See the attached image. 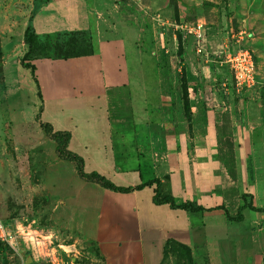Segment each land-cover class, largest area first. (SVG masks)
Instances as JSON below:
<instances>
[{
    "label": "rangeland",
    "instance_id": "obj_1",
    "mask_svg": "<svg viewBox=\"0 0 264 264\" xmlns=\"http://www.w3.org/2000/svg\"><path fill=\"white\" fill-rule=\"evenodd\" d=\"M198 22L206 28L203 49L212 62L194 55L195 40L182 30ZM22 27L34 39L28 62L51 61L34 65L39 91L20 64ZM4 33L15 43L9 42L5 56L0 51V223L11 236L9 243L0 241V264L105 259L98 240L83 232L86 225L92 230L99 204L116 200L58 157L39 121L55 124L56 131L62 128L56 123L68 132L77 125L78 141L89 128L77 118L102 119L104 112L117 171L138 172L144 181L157 177L167 194H176L175 202L186 197L219 204L232 216L242 194L246 206L251 202L246 192L255 175L257 202L264 203V0H0ZM15 45V54L9 53ZM89 46L91 56L69 58ZM226 48L251 52V89H237L223 57L216 56ZM107 71L113 84L105 92ZM66 92L80 104L72 102V110L58 117L57 102ZM93 126L95 133L103 131ZM98 144L107 141L95 142V153ZM115 224L104 223V231L113 235ZM233 227L239 225L231 221ZM93 228L98 235L100 228ZM248 238L222 245L229 264H258L264 230L254 242ZM157 264L211 263L198 245L168 239Z\"/></svg>",
    "mask_w": 264,
    "mask_h": 264
},
{
    "label": "crops",
    "instance_id": "obj_2",
    "mask_svg": "<svg viewBox=\"0 0 264 264\" xmlns=\"http://www.w3.org/2000/svg\"><path fill=\"white\" fill-rule=\"evenodd\" d=\"M23 27L21 28V31L19 30V42L23 40ZM10 31L12 32V29ZM9 42L15 43L14 40L12 41L9 38L6 40L5 33L3 35H0V51L2 53V56H5L8 53V51L5 52V49ZM21 44V46L19 45V49L21 50L19 52L20 57H22L26 52L25 45H23V42ZM16 46L18 45H15L13 47V50L11 48L12 51L10 50L9 53H13ZM73 60L75 61L76 59ZM48 62L51 61L43 60L40 63L34 61V65H42ZM112 81L113 78L107 71L105 76V92L110 86H112ZM62 97L63 99L61 98V100L57 102L60 109V112L57 113L58 117L63 116L66 110H72V102L80 104L79 101L68 92H66V95ZM43 105L45 107V103H43ZM86 106L91 107L92 105L90 104ZM149 108L151 109V107ZM153 111V115L150 110L149 114L151 118L153 116L155 119H157V111ZM43 114L44 111L42 106L41 115ZM104 116L105 113L103 112V117H101L102 119L85 118L83 120L77 118L79 125H82L84 127L88 125L87 128H89V130H86L87 134H83V137L81 139L79 138V140L77 141V136L75 134L78 133V126L73 125L74 130L68 128V130H70L68 150L75 154L77 153L84 158L83 170L85 173L93 171L98 172L99 174L104 175L106 178L110 179L115 185L121 187H131L141 184V182H143L144 180L142 176L139 177L140 173L133 171H117V169L115 168V164L113 161V152L111 146L109 145L112 139L111 125L109 119L107 121L104 120ZM145 116L146 115L144 114V117ZM56 124L62 126V128H59L61 130L58 131L68 132L67 130H65V128L67 127H64L62 125L63 123ZM94 124L95 127L98 124L102 125L103 131L101 133H95V128L93 126ZM154 125L157 127L158 122ZM51 126L53 130L56 131L57 126H55V124ZM246 139L248 140V136L246 137ZM101 140L104 142L107 141V145H96L97 147L95 153V142L100 143ZM75 141H77V143ZM74 144L79 145L81 150L77 149L79 148L77 146L73 147ZM255 168L256 167L254 166L253 174L255 173ZM253 176V182L248 187L246 193L251 195L252 206L258 209L259 212H254L253 214L257 216H254L253 218H251V216L249 215L250 211L246 213L243 212L242 221L236 222V225H239V228L236 227L235 229L233 227V229H229L230 221H228L226 217H224L225 215L222 210L189 213L183 210H172L167 205H154L152 203L154 186H152L145 187L142 190L134 191L128 194L114 193L108 190L104 191L99 188V190L102 191V195L104 194V196H106L107 193H110L112 194V196H114V199L116 201L115 203L110 205L103 204L104 202L99 204L100 207L95 209L97 210V212L95 211L94 215L95 222H93V225L91 226L93 231H89L88 225H86L83 233L87 235L85 236L87 239L91 238V240H98L99 246H102L103 257L105 258L103 264H157L159 256L162 252L163 244L168 239L179 241L185 245H188L189 247H192V245H198L200 249H203L204 252L207 253L211 264H229V262L224 259L222 255V245L224 247L234 245L233 243H238L237 240L243 238V236L249 237L248 239H251V241L254 242V238L256 239L257 234H260L262 230H264V219H262V212H264V203L262 201L261 203L257 202V200L259 199L256 191V188L258 186V179L255 177V175ZM153 178L158 179L157 177ZM158 180L162 183V188L164 191L165 185H163V181L160 179ZM187 188L188 186L186 185V190ZM178 192H182V194L185 195L184 186H181ZM164 193L166 192L164 191ZM89 194H91V191L85 193L86 196ZM172 194L173 196L176 195L175 193ZM184 199V202H194L193 199H189L186 197ZM195 203L201 205L206 209L222 206L214 203L206 205L201 200H198ZM245 209L244 211H246ZM247 221H249L248 224H246ZM109 222H116L113 235H108V232L104 231L103 224ZM95 225L97 226V229L100 228L98 235H94L95 230L93 227L96 228ZM232 231H234V233L230 235ZM204 235H208V237ZM231 238H233V240L229 242L228 240H231ZM195 239H199V241H196ZM261 248L264 249V245L261 244ZM109 249H111V251ZM260 257L261 258L259 259L258 264L261 263V260L264 257V252H261Z\"/></svg>",
    "mask_w": 264,
    "mask_h": 264
},
{
    "label": "trees",
    "instance_id": "obj_3",
    "mask_svg": "<svg viewBox=\"0 0 264 264\" xmlns=\"http://www.w3.org/2000/svg\"><path fill=\"white\" fill-rule=\"evenodd\" d=\"M23 42L27 46V51L24 53L22 58L20 59V64L23 68L30 71L32 78L36 84L37 90L39 91V87L37 84V81L35 79L34 71L35 66L29 63V56L30 53L33 51V44L34 39L29 32L28 27L24 30L23 33ZM92 55V50L89 46V48L84 47L82 48L81 53L73 54L69 58H78V57H89ZM0 92L3 93V86L0 85ZM37 121L38 117H36ZM40 128L44 132L45 135H47L49 138L53 139L56 142V153L59 158L71 162L75 165V169L77 171L78 176L85 180L86 182L96 184L103 188L104 190H108L114 193H121V194H128L134 191L142 190L145 187H152L153 189V197H152V203L154 205H167L172 210H183L185 212L189 213H198V212H210L213 210H222L224 212V215L228 221H235L240 222L242 221V210L245 208H248L250 212H259L258 209H256L254 206H252V203L249 202L246 206L245 204V194L241 195L242 204L238 207L237 214L233 217L229 214V212L226 210L224 206H217L215 208H204L201 205H198L195 202L192 201H185L177 203L175 202L173 196L170 194L164 193L162 188V183L158 179H149L147 181L141 182V184H138L136 186L131 187H121L115 185L110 179L106 178L104 175L99 174L98 172H90L85 173L83 170L84 162L83 159L78 156L77 154L69 151L67 149L68 143L70 140V133L66 131H54L51 124L49 123H42L39 121ZM139 177H141V174H139ZM250 198L251 195L247 194Z\"/></svg>",
    "mask_w": 264,
    "mask_h": 264
},
{
    "label": "built area",
    "instance_id": "obj_4",
    "mask_svg": "<svg viewBox=\"0 0 264 264\" xmlns=\"http://www.w3.org/2000/svg\"><path fill=\"white\" fill-rule=\"evenodd\" d=\"M182 30L187 36L193 38V41L195 40L192 47L194 48V55L196 57L203 58L206 61H214L209 59V54L203 49L207 36L203 23L198 22L192 25H184ZM216 56L220 57V59L223 57L222 61L228 65L237 89H251L255 85L254 60L250 51L244 48L235 50L226 48L224 52L220 51ZM10 240L11 236L0 223V241L2 243H9ZM261 264H264V257L261 260Z\"/></svg>",
    "mask_w": 264,
    "mask_h": 264
}]
</instances>
